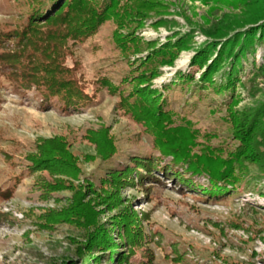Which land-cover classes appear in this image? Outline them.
<instances>
[{"label":"rangeland","instance_id":"374dc122","mask_svg":"<svg viewBox=\"0 0 264 264\" xmlns=\"http://www.w3.org/2000/svg\"><path fill=\"white\" fill-rule=\"evenodd\" d=\"M33 5L0 0V26ZM105 11L90 35L60 41L94 101L63 112L2 81L0 264H264V35L227 52L264 24V0H106ZM154 134L232 162L235 187L210 196L158 171L140 182L132 158L159 155ZM118 220L143 228L120 237Z\"/></svg>","mask_w":264,"mask_h":264},{"label":"trees","instance_id":"16d2710c","mask_svg":"<svg viewBox=\"0 0 264 264\" xmlns=\"http://www.w3.org/2000/svg\"><path fill=\"white\" fill-rule=\"evenodd\" d=\"M31 1L34 2L33 8L20 23L11 28L0 26V87H2L3 81L5 86L15 93L26 95L29 90H33L41 96V107H54L63 112L81 109L94 99L77 88L76 78L68 76L67 68L60 61L62 54L60 41L67 38L83 39L90 35L106 12V0H101L99 7L92 12L88 11V6L95 0ZM107 1L109 2V0ZM49 22L55 25L42 26ZM257 30L263 36L264 24L245 32L242 43L239 42L238 36L242 33H237L230 40V44L227 46V52L230 54H232L234 45L239 44L238 51L231 55L232 59L244 53L245 47L252 43L253 35ZM211 49L203 50L194 62L200 63L204 53L210 52ZM172 50L170 49L168 52H172ZM219 52L222 54V50ZM218 60L213 59L207 66L211 74L217 71ZM233 64L234 62H232ZM227 85L229 87L232 85V79L231 81L229 79ZM160 110L161 106H158L155 113L160 114ZM165 137L154 134V146L159 150V155L154 158L141 159L138 156L132 158L137 165L134 171L139 168L143 171L142 173L137 171L136 176L140 182L143 180L156 181L157 179L152 174L153 171H158L163 175H173L184 185L192 189H201L203 193H208L210 196L218 197L219 193L227 190V185L235 187V178L229 170L232 162L226 163L224 160L215 158L204 160L196 157L192 159L188 156V150L185 147L168 141ZM131 172V169L126 167L124 174L128 175ZM202 174L208 178V185L205 187L200 184L198 178ZM118 179H122V176ZM112 225V233H119L120 237L127 235L129 238L135 237V232L141 231L143 228L135 222L127 225L123 220L113 222ZM94 235L104 237V233L100 230H97ZM116 245L118 243L114 241L110 247H116ZM117 254L119 257L121 253L117 252ZM121 258L113 256L114 261L121 260Z\"/></svg>","mask_w":264,"mask_h":264}]
</instances>
